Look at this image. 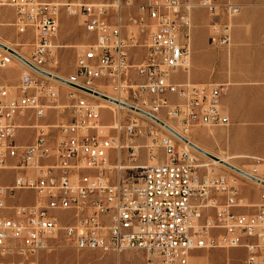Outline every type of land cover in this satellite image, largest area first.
Segmentation results:
<instances>
[{"label": "built area", "instance_id": "obj_1", "mask_svg": "<svg viewBox=\"0 0 264 264\" xmlns=\"http://www.w3.org/2000/svg\"><path fill=\"white\" fill-rule=\"evenodd\" d=\"M0 6L14 11L18 35L33 37L29 59L4 50L0 57V68L15 57L24 69L17 85H0V173L16 170L12 183L0 178V264H41L59 236L76 250H142L150 255L149 264H193L199 251L212 249H241L245 257L238 264H264V172L251 179L262 188L254 212H238L245 205L237 181L214 173L197 153L179 146L158 117L184 132L229 124L221 106L228 84L180 82L175 75L189 68L192 10L205 9L213 18L222 11L229 19L240 4L146 0L128 23L120 13L112 20L115 11L106 3L0 0ZM115 8L118 15L122 4ZM62 11L84 18L90 40L77 52L74 78L86 85L71 82L90 91L68 83L81 94L69 93L71 117L45 123L40 119L49 109L61 108L59 90L49 81L59 80L51 70L58 64L55 38ZM211 26L213 42L229 41L228 20ZM96 82L124 101L87 86ZM99 94L132 106L125 107L166 131L148 130L157 147L145 145L148 162H141L140 145L133 140L138 120L104 122ZM26 115L36 120L34 140L21 144L18 119ZM121 133L129 143L122 144ZM123 148L134 171L115 176ZM18 192L34 197L12 202Z\"/></svg>", "mask_w": 264, "mask_h": 264}, {"label": "rangeland", "instance_id": "obj_2", "mask_svg": "<svg viewBox=\"0 0 264 264\" xmlns=\"http://www.w3.org/2000/svg\"><path fill=\"white\" fill-rule=\"evenodd\" d=\"M48 2H55L60 5L68 2H92V3H106L111 4V12L114 14L112 20H116V17L120 15L123 20L128 23L130 16L137 14V6L146 0H43ZM190 3H194L195 0H185ZM225 1V0H220ZM236 2L235 0H233ZM122 4L121 11L118 10V15L115 7ZM238 3V2H236ZM240 4V3H238ZM241 5V4H240ZM201 12V14H197ZM220 17L213 18L212 15L205 9L194 8L191 12V24H192V53L190 60V67L192 63L193 54V41L196 37L197 27H204L206 42L213 48L220 51V58L225 64V72L230 73V66L234 59V52L236 47L239 49V60L241 61V69L245 71L247 66L251 70L256 69V61L263 62L261 64L262 73L264 74V3L259 7L247 8L241 5L240 11L234 16L228 19V17L221 11ZM83 17L80 15L68 16L64 11L60 15L59 31L55 38V42L59 45V58L58 64L53 68L56 73H59L67 78L73 80L82 81L74 78L76 73V55L82 44H85L90 40L89 35L86 32L84 26ZM229 21V41L223 42L222 37L220 41L213 42L212 37V23ZM15 21V13L8 6H0V41L5 43L7 47L16 49L17 51L30 56L32 51L33 37L31 33L18 35L16 26L13 25ZM223 28V27H221ZM128 29H133L132 26H128ZM143 52V50H142ZM4 54V51L0 47V57ZM142 55L139 52V58ZM230 65V66H229ZM23 66L17 61H13L8 67L0 68V85L15 86L18 84L19 79L23 73ZM176 79H180V75H176ZM60 81V80H59ZM230 81V80H226ZM52 85L57 87L59 90V98L57 105H60V109H49L47 116L40 121L45 123H58L60 121L69 119L71 117V104L73 100L69 97V93L73 92L76 96L81 94L75 92L68 83L60 81H49ZM242 83L246 80L240 81ZM66 85H65V84ZM261 89L264 93V79L260 82ZM232 84V83H230ZM106 92V90H104ZM112 92V91H111ZM113 93V92H112ZM100 104L108 105L110 108L103 109L102 120L106 123L113 120V116L116 119L122 120L124 125L130 118H136L139 122V133L133 137V140L140 145L139 152L142 155L141 162H148L145 145H149L153 148H157L156 144H153L154 140L149 136L148 130L153 128L160 134L166 133L155 122L142 116L138 113L128 111L126 109L117 108L111 104L98 101ZM255 107L260 109L261 99L257 96V101L254 103ZM21 118V119H20ZM18 124L20 128L18 130V139L21 144H27L32 141L35 134L33 125L36 122L35 117L26 115L20 117ZM163 118L166 120L163 116ZM170 120V119H168ZM167 121V120H166ZM172 121V120H170ZM169 122V121H168ZM174 124L175 122L172 121ZM171 123V122H170ZM176 125V124H175ZM177 126V125H176ZM175 126V127H176ZM177 128V127H176ZM252 128V127H251ZM178 129V128H177ZM234 127L230 120L228 125L224 126H196L192 128V132L188 136L201 145L205 151L213 155H225L229 156L230 160L233 161L239 167L248 171H256V166L264 163V124L261 129L256 132L252 131L253 135L247 139V130L245 128L239 129L238 139L233 141L235 136ZM179 130V129H178ZM21 131H27V135ZM21 132V133H20ZM31 135L29 139L28 136ZM250 135V134H249ZM122 144L129 143V137L121 133ZM27 139V140H26ZM26 140V142H24ZM177 144L181 146L177 139ZM122 157L120 164L127 166L130 163L128 156V149L123 148ZM160 152V159L164 158L162 151ZM241 154L245 156L243 158L231 157L234 155ZM203 163H207L208 168L213 170L214 173L227 174L233 177L239 186L241 195L244 199L245 207L237 208L238 212H254L255 205L258 203L259 195L262 188L253 182L247 176L239 173L238 171L231 169L230 167L223 164V166L215 165L211 159L200 152L197 154ZM204 155V156H203ZM263 159V160H261ZM113 163L117 160L113 157ZM118 164V163H117ZM225 166V167H224ZM134 170L122 169L120 171L114 170L115 176H130ZM16 170L7 169L0 173L2 182L6 184L12 183ZM264 172V171H262ZM20 200L24 202L31 201V196L25 192H18L16 197L12 200ZM199 256L193 258V264H220L229 261L238 264L241 263L245 257L244 250L233 249L230 251L212 249L209 251H199ZM150 255L142 250H127L121 253H103L100 251H89V250H76L72 248L62 236L53 241V248L51 251H47L42 255L41 264H149Z\"/></svg>", "mask_w": 264, "mask_h": 264}, {"label": "crops", "instance_id": "obj_3", "mask_svg": "<svg viewBox=\"0 0 264 264\" xmlns=\"http://www.w3.org/2000/svg\"><path fill=\"white\" fill-rule=\"evenodd\" d=\"M235 1L247 8L259 7L264 3V0ZM197 14H201V12H197ZM203 28L204 27H197L196 37L193 41L191 67L189 66L187 73L180 70L176 74L180 75V79H176V75L175 79L180 82L189 81L195 84H228L226 93L221 97V106L224 113L229 116V119L235 128V136H233L232 139L233 141L238 139L237 135L240 133V128H245L247 130V139H249L253 135L252 131H255L256 128L257 130L261 129V126L264 124V93L260 86V82L264 79V74L261 72V64L263 62L259 61L258 58L255 70H251L249 66H247L245 71H243L241 69L242 63L239 60V49L236 47L233 62L231 63V66L229 65L230 73L227 74L224 71L225 64L219 56L220 51L211 47L206 42V36L204 34L205 30ZM243 79L246 80V82H240ZM257 96L261 99V106L259 110L254 105L257 101ZM20 119H18V122ZM21 132L25 133V135L28 133L27 131ZM28 138H31L30 134ZM26 140L24 142H26ZM33 140L34 136L32 141ZM231 157L241 159L245 156L238 154ZM33 197L34 194L31 195V199Z\"/></svg>", "mask_w": 264, "mask_h": 264}, {"label": "bare ground", "instance_id": "obj_4", "mask_svg": "<svg viewBox=\"0 0 264 264\" xmlns=\"http://www.w3.org/2000/svg\"><path fill=\"white\" fill-rule=\"evenodd\" d=\"M0 43L1 44H3L6 48H3V47H1L2 48V50H4V51H10V49L11 48H9V47H7L6 46V44L5 43H3V42H1L0 41ZM11 50H13V49H11ZM13 51H15V52H17L18 54H20L21 56H23V57H25V58H27V59H29V56L28 55H25V54H23V53H21V52H19V51H17L16 49H14ZM14 61H17L18 63H20L15 57H14ZM20 64H22V63H20ZM189 66H190V64H189ZM189 69V68H188ZM188 71V70H187ZM51 73H53L54 75H56V76H58V77H60V78H63V79H66V80H68V81H72V82H75V83H79V84H84L83 82L81 83V82H79V81H76V80H73V79H71V78H67V77H65V76H63V75H61V74H59V73H56V72H54V71H51ZM61 81V80H60ZM59 80H55V82H57V83H61ZM66 83V82H65ZM64 83V84H65ZM66 85V84H65ZM84 85H86V84H84ZM87 86H89V87H92L93 89H97V90H99V91H101V92H103L104 94H106L107 96H110V97H113V98H115V99H117L118 101H124V99L121 97V96H116L115 94H113L111 91V88L109 87V86H104L103 84H100V83H98V82H96V83H94V84H89V85H87ZM71 88H73L72 86H71ZM74 89V88H73ZM74 90H76V89H74ZM104 90H106V92L104 91ZM101 102L103 101V102H105V103H108V104H111V105H113V106H115V107H117V108H122V109H126V110H128V111H131V110H129V108H127V107H125L124 105H122L121 104V102H115V101H113V100H110V99H107V98H104V97H102V98H98ZM101 106H102V108L103 109H106V108H110L108 105H105V104H102L101 103ZM132 112H135V111H132ZM135 113H137V112H135ZM139 114V113H138ZM141 115V114H140ZM113 117H115L116 118V116H113ZM158 117H160L161 118V120L165 123V125H168V126H170L171 128H173L175 131H177L180 135H182L185 139H187V141H185V140H183V139H178L179 140V142H180V144H181V146L182 147H186L187 149H189V150H192V151H194L195 153H197L198 154V152H200V153H202V154H204V155H207V154H205L204 152H201V151H199V150H197V149H195L194 147H192L191 145H190V143H193L194 145H196V146H198V147H200L201 149H203V150H205L201 145H199L197 142H195L194 140H192L189 136H188V134H190L191 132H192V129L191 130H189V131H186V132H184V131H182L181 130V128H179L178 126H176L172 121H170V120H168V119H164L163 118V116H161V115H158ZM134 119H136V118H134ZM118 120V119H117ZM136 120H138V119H136ZM169 121V122H168ZM171 122V123H170ZM179 129H177L176 127ZM162 127L163 128H165L163 125H162ZM203 155V156H204ZM210 159H211V161H212V163L213 164H215V165H219V166H223V162L222 161H224V162H226V163H229V164H231V165H233V166H235V167H237V168H239V169H241V170H243V171H245L246 173H248V174H250V175H252V176H258V175H260L261 173H262V171H264V163L263 164H260V165H258V166H256V171L255 172H253V171H248V170H246V169H243V168H241V167H239L238 165H236L233 161H231L230 160V157L229 156H225V155H214V156H216L217 158H213V157H211V156H209V155H207ZM261 160H263V159H261ZM156 161H150V163H155ZM131 163V162H130ZM132 164V163H131ZM131 164H129V165H127V166H123V165H121L120 164V162L117 164V166H118V171H120V170H122V169H124V168H128ZM225 165V164H224ZM227 166V165H226ZM225 167V166H224ZM232 169V168H231Z\"/></svg>", "mask_w": 264, "mask_h": 264}, {"label": "water", "instance_id": "obj_5", "mask_svg": "<svg viewBox=\"0 0 264 264\" xmlns=\"http://www.w3.org/2000/svg\"><path fill=\"white\" fill-rule=\"evenodd\" d=\"M0 46L3 47V48H6V47H5L3 44H1V43H0ZM10 51L13 52V53H15V52H14L13 50H11V49H10ZM55 78H57V79H59V80H61V81H63V82H66V83L72 84V85H74V86H77V87H79V88H81V89H84V90L90 91L89 89H86V88H84V87H82V86L76 85V84L72 83L71 81H68V80H66V79L60 78V77H58V76H55ZM99 95L102 96V97H104V98H108V99L113 100V101L116 102V100H114V99H112V98H110V97H107L106 95H102V94H99ZM125 106H128V107H130V108H133L132 106L127 105V104H125ZM145 114H146V113H145ZM146 115L149 116L150 118H152L153 120H155L156 122H158V123L164 125V123H163L162 121H160L159 119H157V118H155V117H153V116H151V115H148V114H146ZM165 127H166V129H167L168 131H170L172 134H174L175 136H177L179 139H183V140L187 141V139H185L182 135H180L179 133H177L174 129H172V128L169 127L168 125H165ZM190 145H191L192 147H194L195 149H197V150H199V151H201V152H204L205 154H207V155H209V156H211V157H213V158H217V157L214 156L213 154H211V153H209V152H207V151L201 149L200 147L194 145L193 143H190ZM222 162H223L225 165H227L228 167H230V168H232V169L238 171L239 173H241V174L247 176L248 178L257 181V178H255L254 176H252V175L246 173L245 171H243V170H241V169H239V168H237V167H235V166H233V165H231V164H229V163H226V162H224V161H222Z\"/></svg>", "mask_w": 264, "mask_h": 264}]
</instances>
